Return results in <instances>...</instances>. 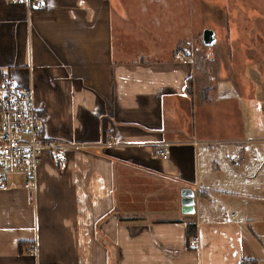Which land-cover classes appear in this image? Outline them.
I'll return each mask as SVG.
<instances>
[{
  "label": "crops",
  "instance_id": "obj_1",
  "mask_svg": "<svg viewBox=\"0 0 264 264\" xmlns=\"http://www.w3.org/2000/svg\"><path fill=\"white\" fill-rule=\"evenodd\" d=\"M45 3L31 11L27 0H0V69L32 88L43 140L60 146L64 164L40 151L33 196L20 176L0 182V264H264V219L257 233L249 191L258 166H241L243 138L259 133L264 108V36L248 32L254 20L237 10L218 58L202 44L195 0ZM263 5L252 7L264 14ZM201 44L208 53L197 55ZM179 47L191 49L184 61L173 56ZM220 60L234 89L212 73ZM229 98L238 100L239 134L212 138L209 107ZM233 141L240 155L213 156L211 144Z\"/></svg>",
  "mask_w": 264,
  "mask_h": 264
},
{
  "label": "rangeland",
  "instance_id": "obj_2",
  "mask_svg": "<svg viewBox=\"0 0 264 264\" xmlns=\"http://www.w3.org/2000/svg\"><path fill=\"white\" fill-rule=\"evenodd\" d=\"M255 2L256 0H195V17H196L197 26L201 27L202 25H206V27L203 28L202 31L204 29H208V30L210 29L216 35V39H217L216 43H214L212 46L208 48L209 52L212 51V53L218 58L221 57V53L225 55L226 53L225 50L227 49V45H225L224 35L227 33V31H229L230 34H233L234 31H236V25H235L234 19L236 17V13H238L237 12L238 9L240 12H242L243 14L251 18V20L252 19L254 20V23H252V21L250 22L251 27L249 28L248 32L250 34L252 32L254 33L259 32L263 34L264 36V32H260L261 30H264V26H262V23H260L264 21V14L262 13L259 14L256 11L257 8L252 7V4L255 5ZM224 14L227 15L229 19L231 18L232 20L231 23L225 22L224 20L225 18L223 17ZM250 41H253V39H251ZM261 44H263L264 46V38L261 39ZM198 48L201 50L202 53H200L199 51L197 52V55L208 53V49H205L200 46H198ZM193 53H194V46H193ZM193 57H194V54H193ZM260 57H264V56L260 55ZM226 64L227 63H224L223 60L222 61L220 60V65H218L217 63H214L209 66L211 67L212 73L215 74V77L218 80L224 82L223 86L229 89H232L233 87L235 88V85L232 84L231 81L235 80L236 75L233 69L226 68L225 66ZM206 66L207 65L205 64L198 65L199 67L197 68L198 74L201 72V70H205ZM241 74L242 73H240V75ZM260 75L264 76V71H261ZM240 80L244 84L245 92L250 93L251 88L247 80L243 76L240 77ZM259 95L261 96V99L264 96V83L261 84ZM216 97H217L216 93L215 94L213 93L211 95L212 100H214ZM237 103H238V100L233 101L230 98L226 101V103L223 104V106L220 105L219 103H215V102L212 103V105L209 108H210L211 113H213L211 116H212V123L215 124V129H210V134H211L210 137L215 138V137L225 136L222 133V131L227 133L231 129L233 130V133H231L230 135L233 136L234 138L238 136L240 127L236 125V123L239 120V111L237 109ZM263 106H264V103H263ZM223 110L226 111V114L228 117L223 118L222 116ZM260 121H261V126H260L259 133L257 135L250 134L247 137L244 136L243 139L248 140V142L244 141L242 143L243 145L242 148L244 149V152H246V155L247 156L250 155L248 152V149L250 150L251 148L254 155H256L255 156L256 161L255 160L249 161L250 158L245 156V161L241 165L242 167H244L249 162L250 163L249 168H251V166L254 165V168H253L254 172H255V164L258 166V173L256 175L254 174L253 188L250 189L251 185L249 186V191L250 193L252 191L253 196L256 198L255 201H257L259 208H260V211L254 220L257 223V226L253 227V229L257 233L259 231L258 226H261L260 224L262 223V220L264 219V108L261 109L260 111ZM242 131L243 133H246L247 129L243 127ZM255 137H258V141L254 140ZM234 143L235 141H233V143H230L229 145L221 144V143L211 144L212 145L211 148H213L214 150L213 156L219 157V155H221L222 153L228 152L231 150H234L236 152L239 151V155H240L241 152H240V149L238 148L239 144L237 143L234 144ZM248 177L245 176L246 179H252L251 174ZM225 198L227 199L229 206H231L235 202V199H230L231 197H225ZM236 202L238 206H241V203H239L238 200H236ZM248 203L249 202H246L243 206L247 208ZM254 203L256 204V202Z\"/></svg>",
  "mask_w": 264,
  "mask_h": 264
},
{
  "label": "built area",
  "instance_id": "obj_3",
  "mask_svg": "<svg viewBox=\"0 0 264 264\" xmlns=\"http://www.w3.org/2000/svg\"><path fill=\"white\" fill-rule=\"evenodd\" d=\"M28 9L44 10L45 0H27ZM191 55L190 47H179L174 58L184 61ZM43 117L33 101L32 88L18 84L11 75L0 69V182L8 177L20 176L22 186L33 196L36 187V170L41 150L53 153L62 167L64 156L60 146L43 140ZM156 156L164 157L163 150ZM196 240L191 238L190 246ZM35 252L34 248L29 249Z\"/></svg>",
  "mask_w": 264,
  "mask_h": 264
},
{
  "label": "water",
  "instance_id": "obj_4",
  "mask_svg": "<svg viewBox=\"0 0 264 264\" xmlns=\"http://www.w3.org/2000/svg\"><path fill=\"white\" fill-rule=\"evenodd\" d=\"M215 40L212 30L204 29L202 31L201 41L204 46L210 47ZM181 207L184 213H189L193 210V191L191 189H182L180 192Z\"/></svg>",
  "mask_w": 264,
  "mask_h": 264
},
{
  "label": "trees",
  "instance_id": "obj_5",
  "mask_svg": "<svg viewBox=\"0 0 264 264\" xmlns=\"http://www.w3.org/2000/svg\"><path fill=\"white\" fill-rule=\"evenodd\" d=\"M201 46L203 47V45L201 44ZM203 195V194H201ZM194 232V226H187V238H189V236H191ZM240 264H257V261L254 259H242L240 261Z\"/></svg>",
  "mask_w": 264,
  "mask_h": 264
}]
</instances>
